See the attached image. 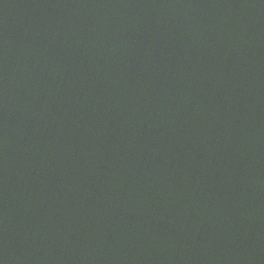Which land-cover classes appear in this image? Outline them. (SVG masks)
Segmentation results:
<instances>
[{"label": "water", "instance_id": "water-1", "mask_svg": "<svg viewBox=\"0 0 264 264\" xmlns=\"http://www.w3.org/2000/svg\"><path fill=\"white\" fill-rule=\"evenodd\" d=\"M0 264H264V0H0Z\"/></svg>", "mask_w": 264, "mask_h": 264}]
</instances>
